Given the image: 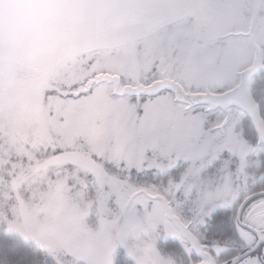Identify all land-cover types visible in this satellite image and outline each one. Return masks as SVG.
I'll return each instance as SVG.
<instances>
[{"label":"snow or ice","instance_id":"1","mask_svg":"<svg viewBox=\"0 0 264 264\" xmlns=\"http://www.w3.org/2000/svg\"><path fill=\"white\" fill-rule=\"evenodd\" d=\"M0 264H264V0H0Z\"/></svg>","mask_w":264,"mask_h":264}]
</instances>
